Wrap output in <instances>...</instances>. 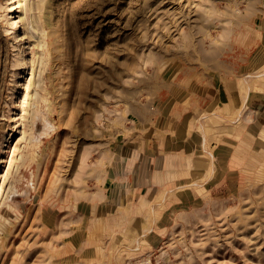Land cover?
<instances>
[{
  "label": "rangeland",
  "instance_id": "1",
  "mask_svg": "<svg viewBox=\"0 0 264 264\" xmlns=\"http://www.w3.org/2000/svg\"><path fill=\"white\" fill-rule=\"evenodd\" d=\"M0 264H264V0H0Z\"/></svg>",
  "mask_w": 264,
  "mask_h": 264
},
{
  "label": "bare ground",
  "instance_id": "2",
  "mask_svg": "<svg viewBox=\"0 0 264 264\" xmlns=\"http://www.w3.org/2000/svg\"><path fill=\"white\" fill-rule=\"evenodd\" d=\"M52 124V123H51ZM44 131V130H43Z\"/></svg>",
  "mask_w": 264,
  "mask_h": 264
}]
</instances>
